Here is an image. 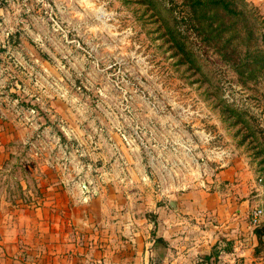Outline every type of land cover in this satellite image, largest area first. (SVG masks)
Here are the masks:
<instances>
[{"label": "rangeland", "instance_id": "1", "mask_svg": "<svg viewBox=\"0 0 264 264\" xmlns=\"http://www.w3.org/2000/svg\"><path fill=\"white\" fill-rule=\"evenodd\" d=\"M233 185L249 192L255 232L264 0H0V264L13 248L49 262L71 216H127L156 263L163 210L173 219L184 193ZM210 209L196 232L217 223ZM21 215L59 218V240ZM26 224L33 246L14 235ZM253 252L246 264H264V236Z\"/></svg>", "mask_w": 264, "mask_h": 264}, {"label": "crops", "instance_id": "2", "mask_svg": "<svg viewBox=\"0 0 264 264\" xmlns=\"http://www.w3.org/2000/svg\"><path fill=\"white\" fill-rule=\"evenodd\" d=\"M235 172L231 169L223 170L218 174L220 179L217 180L224 179L227 173ZM183 195L184 198L176 202L178 208L173 219L169 218V212L163 210L167 215L163 217L162 214L165 225L158 237L162 245L157 244L154 247V249L159 248L158 251L161 252L158 263H150L153 253L149 247L144 250V246H141L139 231L133 227V221L127 216H120V219L118 216H106L102 219L98 217L99 220L92 225L88 224L93 222L88 219L92 216H82V219L71 216L72 220H63V222L73 221L75 227L72 230L61 231L60 240L58 239L59 224L56 223L59 222V218L48 215H21L20 221L47 222L50 229L46 230L48 232L46 239L51 242L59 240L57 244H53L56 247L49 251L51 255L49 262L44 264H114L112 257H118L114 261L119 264L124 260V255H131L132 259L138 260L141 251L146 252L148 258L146 264H246L252 261L257 237L247 219L250 199L245 198L249 195L245 188L239 189L238 185H233L227 193L218 190L207 198L198 194L191 196V192ZM210 208H213L217 223L208 229L201 228L199 233L196 232L199 225L205 222L203 210H211ZM107 218L110 219L106 220ZM27 226L29 224L24 225L21 231L14 232V235L19 234L18 238L23 239L24 244L33 246V242L35 243L39 236L36 235L38 234L36 230L30 231ZM124 237H128L130 242L125 240V244ZM214 251L218 254L210 259L206 258ZM6 253L18 258L12 260L3 257L5 260L3 264H39L27 261L26 254L20 252L17 254L16 248Z\"/></svg>", "mask_w": 264, "mask_h": 264}, {"label": "built area", "instance_id": "3", "mask_svg": "<svg viewBox=\"0 0 264 264\" xmlns=\"http://www.w3.org/2000/svg\"><path fill=\"white\" fill-rule=\"evenodd\" d=\"M264 216V209L262 207H254L249 213V220L251 225L257 227L262 223V219Z\"/></svg>", "mask_w": 264, "mask_h": 264}, {"label": "trees", "instance_id": "4", "mask_svg": "<svg viewBox=\"0 0 264 264\" xmlns=\"http://www.w3.org/2000/svg\"><path fill=\"white\" fill-rule=\"evenodd\" d=\"M223 4L224 5V7L228 10V12H232L230 9H228V5L227 4H225L223 1H217V2H214V3H207V5H209L208 6V8H211L212 6H211V4ZM255 233H256V235H257V237L260 239V241L263 239V236H264V226H262V227H258V228H256L255 229ZM217 255L218 254V252L217 251H214L212 254H210L209 256H207L206 258H208V259H210L212 256H214V255Z\"/></svg>", "mask_w": 264, "mask_h": 264}]
</instances>
